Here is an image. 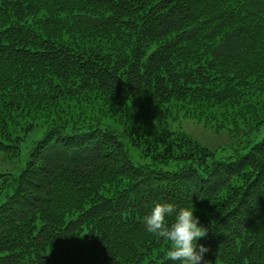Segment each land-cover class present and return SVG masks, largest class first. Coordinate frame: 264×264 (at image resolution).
Masks as SVG:
<instances>
[{"label": "trees", "instance_id": "obj_1", "mask_svg": "<svg viewBox=\"0 0 264 264\" xmlns=\"http://www.w3.org/2000/svg\"><path fill=\"white\" fill-rule=\"evenodd\" d=\"M156 201L264 264V0H0V264H166Z\"/></svg>", "mask_w": 264, "mask_h": 264}, {"label": "clouds", "instance_id": "obj_2", "mask_svg": "<svg viewBox=\"0 0 264 264\" xmlns=\"http://www.w3.org/2000/svg\"><path fill=\"white\" fill-rule=\"evenodd\" d=\"M194 211V206L156 201L143 216L145 230L169 242L166 264H200L206 248L198 241L207 235L208 229L199 223Z\"/></svg>", "mask_w": 264, "mask_h": 264}, {"label": "rangeland", "instance_id": "obj_3", "mask_svg": "<svg viewBox=\"0 0 264 264\" xmlns=\"http://www.w3.org/2000/svg\"><path fill=\"white\" fill-rule=\"evenodd\" d=\"M173 127L185 130L199 141H204L210 146H214V144L219 145L223 143V141L226 142L229 137V133L226 130L217 133L202 123L180 116L178 117V120L173 123Z\"/></svg>", "mask_w": 264, "mask_h": 264}]
</instances>
